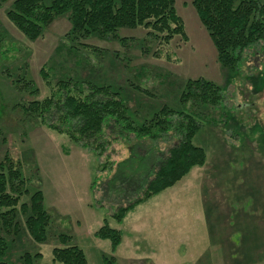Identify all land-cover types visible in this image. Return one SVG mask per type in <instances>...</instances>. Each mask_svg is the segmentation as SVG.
Returning a JSON list of instances; mask_svg holds the SVG:
<instances>
[{"label":"rangeland","instance_id":"374dc122","mask_svg":"<svg viewBox=\"0 0 264 264\" xmlns=\"http://www.w3.org/2000/svg\"><path fill=\"white\" fill-rule=\"evenodd\" d=\"M14 1L0 0V163L8 158L25 180L20 204L41 191L51 220L47 241L36 243L20 216L4 261L20 264L30 253L41 256L35 264H52L63 233L86 264H102L104 255L116 264H264V45L247 50L238 70L223 69L192 0H174L187 41L175 37L168 46L141 27L122 28L117 38L73 36L67 15L30 40L7 17ZM197 79L221 88L219 106L180 102L185 82ZM63 84L83 95L93 86L118 90L135 125L164 106L190 114L200 125L193 144L204 150L205 165L117 223L112 213L141 195L149 168L177 134L138 144L105 129L101 155L83 149L25 111ZM105 221L122 234L113 254L109 241L94 236Z\"/></svg>","mask_w":264,"mask_h":264},{"label":"trees","instance_id":"16d2710c","mask_svg":"<svg viewBox=\"0 0 264 264\" xmlns=\"http://www.w3.org/2000/svg\"><path fill=\"white\" fill-rule=\"evenodd\" d=\"M15 0L8 11V19L30 40L42 34L56 17L67 15L73 36L96 35L99 38H117L122 28H144L160 45L168 46L175 37L187 41L182 20L174 8V0ZM197 17L208 34L216 51L219 65L230 72L241 67L244 53L255 45H264V0H192ZM74 90V91H73ZM83 95L63 84L56 94L39 102L33 101L25 108L30 116L46 120L51 130L66 135L75 145L101 155L105 129H111L114 139L133 138L138 144L177 134V143L170 147L165 158L146 174L147 181L140 196L111 215L117 223L137 205L172 188L195 167L205 165L202 148L193 144L200 125L190 114L176 113L167 107L155 112L149 120L134 124L120 99L118 90L110 86L91 87ZM55 95V96H54ZM54 97V99H52ZM219 86L203 79L188 80L180 92V102L192 100L196 106L217 107L222 101ZM98 147L100 149H98ZM101 150V151H97ZM0 163V264H7V239L11 232L17 233L22 216L24 226L36 243H45L51 216L43 207V196L37 190L29 195L27 202L20 198L28 195L20 170L8 161ZM100 240L109 241L113 254L120 246L122 234L110 228L106 221L94 233ZM61 247L52 249V264H86L83 251L72 244L70 235L58 234ZM39 254L24 253L20 264H35ZM102 264H116L113 255L102 256ZM43 264V263H38Z\"/></svg>","mask_w":264,"mask_h":264}]
</instances>
